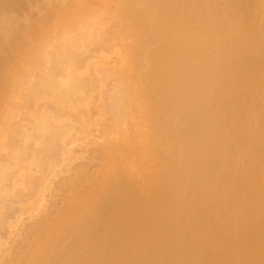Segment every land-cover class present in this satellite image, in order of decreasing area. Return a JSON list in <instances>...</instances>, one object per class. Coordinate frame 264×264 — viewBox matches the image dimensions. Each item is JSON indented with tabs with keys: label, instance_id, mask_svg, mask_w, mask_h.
I'll list each match as a JSON object with an SVG mask.
<instances>
[{
	"label": "bare ground",
	"instance_id": "bare-ground-1",
	"mask_svg": "<svg viewBox=\"0 0 264 264\" xmlns=\"http://www.w3.org/2000/svg\"><path fill=\"white\" fill-rule=\"evenodd\" d=\"M0 264H264V0H0Z\"/></svg>",
	"mask_w": 264,
	"mask_h": 264
}]
</instances>
